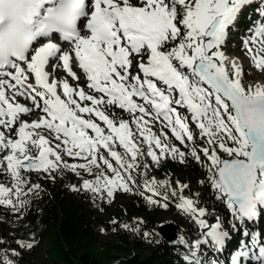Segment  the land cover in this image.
Here are the masks:
<instances>
[{
  "label": "snow or ice",
  "instance_id": "snow-or-ice-1",
  "mask_svg": "<svg viewBox=\"0 0 264 264\" xmlns=\"http://www.w3.org/2000/svg\"><path fill=\"white\" fill-rule=\"evenodd\" d=\"M249 2L0 0V128L15 130V138L0 131V152L6 153L0 166L15 181L14 188L0 183V204L12 205L11 196L23 194L27 182L21 170L91 173L95 168V180H85V188L107 189L109 197L116 189L130 191L129 184L137 183L133 172L140 167L138 157L145 155L144 145L146 155L157 163L167 155L183 161L185 152L170 143L164 129L187 147L188 141L194 142L191 120L208 146L199 151L193 146L190 154L200 162L202 153L209 162L208 180L217 199L231 210L233 229L244 228L248 238L230 264L245 259L264 264V233L246 227L247 222L264 219V86L245 87L242 70L234 63L230 76L220 51L226 32ZM256 31L264 36V24ZM56 34L68 43L67 50L54 42ZM257 51L264 52V41ZM254 63L264 69V56H254ZM73 64L90 91L51 76L62 67L79 81ZM17 96L29 100L31 107L17 102ZM105 104L128 112L130 119L111 118ZM181 108L190 117L183 116ZM34 109L42 115L19 121ZM157 123L160 134L153 131ZM65 155L85 162L70 164ZM157 186L167 187L168 182H144L154 196H161ZM33 187L38 185L28 191ZM186 187L181 186V193ZM170 194L177 196L175 189ZM177 207L208 229L197 247L211 241L217 251L223 248L229 233L219 221L207 224L206 209L182 194Z\"/></svg>",
  "mask_w": 264,
  "mask_h": 264
},
{
  "label": "trees",
  "instance_id": "trees-1",
  "mask_svg": "<svg viewBox=\"0 0 264 264\" xmlns=\"http://www.w3.org/2000/svg\"><path fill=\"white\" fill-rule=\"evenodd\" d=\"M248 19L249 16L243 14L241 25L248 26ZM125 117L129 119V114ZM190 128L194 142L188 141L187 147L176 141L169 129H164L169 135L170 143L185 152L183 161L178 156L174 158L167 155L161 157L157 163L145 153L137 160L140 167L133 172L137 183L129 184L131 190L126 195V200L107 219L96 216L101 204L93 202L90 193L84 188L85 180H95V168L91 173L84 169L73 172L67 168L50 173L21 170V175L27 182L22 185L23 194L19 198L13 194L12 205L0 204V255L9 257L15 264H34L25 256L18 255L17 251L27 255L33 254L42 238L50 232L47 253L56 252L64 264H112L113 259H117L118 264H189V261L195 264L197 260L201 261V264H209L207 257L199 253L196 245L192 244L197 237L195 235H198L196 232L191 234L178 226V240L176 244L169 245L156 231L161 224L164 204L175 207L177 212L185 214L191 223L196 222L198 227H201L196 219L177 207L179 196L182 194L193 199L197 207L206 209L203 218L208 225L219 221L223 230L228 231L229 237L222 252L213 246L211 248L219 258H224L230 264L231 256L241 245V241L248 238L243 235L244 228L238 231L233 229L236 222L225 226L223 215L218 213L220 208L214 198V188L208 180L206 165L209 162L202 153L200 162L190 154L193 146L198 151L207 147V138L200 135V130L195 124L190 125ZM1 129L5 131L6 136L15 138V131ZM160 129L161 127L158 129L159 134ZM117 150L124 151L122 148ZM5 154L2 152V156ZM64 160L73 163V159L66 155ZM105 171L110 174L109 170ZM152 179L168 182L167 187L157 186L156 190L161 196H154L144 187V182ZM0 183L13 188L15 185V181L3 166H0ZM35 185H38V188L33 187L29 192L28 188ZM182 185L187 187L181 193ZM172 189L176 190L177 196H171ZM164 194H168L167 200L163 198ZM148 197L159 203H150ZM109 224H112L111 229L118 241H110L102 248H95V239L110 231ZM246 227L249 231L250 227ZM258 230L264 231V219L260 220ZM27 244L32 246H22ZM113 251L126 255L112 256Z\"/></svg>",
  "mask_w": 264,
  "mask_h": 264
},
{
  "label": "rangeland",
  "instance_id": "rangeland-1",
  "mask_svg": "<svg viewBox=\"0 0 264 264\" xmlns=\"http://www.w3.org/2000/svg\"><path fill=\"white\" fill-rule=\"evenodd\" d=\"M254 5H255V7L251 8ZM262 6L263 5H262L261 1L250 0V2L247 5H245L244 8L240 9V11L236 17L237 20L239 21L241 14H245V15L247 14V15H249L250 23H252L254 21L255 17L263 11ZM237 20H235L233 22L232 27L230 28L232 31V36H235V38L229 37L228 41L223 46L224 52L226 53L227 58H229L230 60L234 59L237 61L238 67L242 70V75L240 77L242 79L241 83L243 85H245V87L264 86V69H257V67L255 66V63H254V56H264V52H258L257 51L261 47V41H264V37L257 38V40H256L257 44H252V43L247 44V41H244V40L242 41L240 39L241 34H236V33L241 32V30H242V26L238 25L236 23ZM83 34H84V32H83ZM252 35H253V33H252ZM252 38H253V36L251 37V39ZM54 42H56V41H54ZM249 49H252V51L250 52ZM73 67L76 68V65H74ZM231 70H232V67H229L228 71H231ZM51 75H52V77H55L58 80L68 79V82L71 85L76 86L77 84H79V86L84 87L87 91H90L86 87V78L84 76H81L79 81H76V80L72 79L71 77L67 76L65 70H63V69H62V71L59 70V72H57V75L55 72H53ZM230 75H232V72L230 73ZM8 95L11 96L12 93L10 92V93H8ZM97 95H99V94H97ZM16 101L21 103V104H25L26 106L31 107V103L29 101H27V99L24 97L17 96ZM104 109L106 110L107 113L111 114V118H113L117 121L120 119H126L125 116L129 114L128 112H125L123 110H120L118 108H115L113 106H109L106 104L104 105ZM180 111H181V114L183 116L190 117V115H191V113L184 110L183 108H181ZM40 115H42V113H40L39 111L34 109L31 113L22 114L19 118V121L31 122L33 120H36ZM129 119H130V115H129ZM19 121H17V127H18ZM97 122H99V121H97ZM101 124H102V122H101ZM192 124H195V122L189 120V126ZM102 126H104V125L102 124ZM134 127L135 126L133 125V128ZM160 127H162V126L159 123L155 124L153 126V131H155V132H157V134H159L158 129ZM0 131H2L1 128H0ZM13 131H15V130H13ZM54 143H55V141L53 142V144ZM146 148H147V145H144L145 153H146ZM32 151L35 154V149H33ZM157 153L159 154V150H157ZM2 157H3L2 152H0V158H2ZM141 157L142 156L138 157V160ZM70 158L73 159V163H75V164L85 162L84 160L79 159V158H73V157H70ZM109 172H110V170H109ZM85 190L90 193L91 199H93V202L96 201V202H98V204H101L100 210L97 212L96 216L103 218V219L110 218L112 216L113 212L115 211V209L117 207L121 206V204H123V202L126 200V195H128L130 192V191H124L123 189H116V190H114L113 196L109 197L107 195V189L102 188L100 191H95V190L85 188ZM213 194H214V198H215V200H216V202L220 208V210H219L220 212H218V213L223 215L225 226L226 225L229 226L232 223L236 222L233 215H232L231 210L226 206V203L217 199L218 193L215 189H214ZM218 213H217V216H218ZM157 219H159V217H157ZM160 219H161V224L168 223V222H175L178 226H181L184 230L188 231L191 234L196 232V234H198V235H195L197 237L194 241H192V244L196 245V249L199 253H203L207 257V259L210 262L209 264H211V262H213V261H220V262H222V264H228L224 258H222V257L219 258L216 255V251L211 248V246H212L211 241H209V243H206V244L201 243L200 246L197 247V241H202L204 239L203 234L208 230L207 228L198 227V224L196 222L191 223L190 219L185 214L177 212V209L175 207L170 206V205H167V207H164L163 213H162ZM124 223H126V222L124 221ZM210 225H213V224H210ZM246 225H248L250 227V230H249L250 232H255L257 234H261V232L258 230V228L260 226V222H258V221L257 222L256 221L247 222ZM109 226H110V228H109L110 231L108 233H106L104 235H100L98 238L95 239V241L93 243V246L95 248H102V247L106 246L107 242H110V241L111 242L112 241L113 242L118 241L117 237L115 236V232L111 229L112 224H109ZM262 233H264V232H262ZM49 238H50V232L47 233L42 238L38 248L36 249V251L33 254L27 255V254L23 253L22 251H17V254L20 256H25L34 264H64L63 260L57 255L56 252L50 251L47 253V250L49 248ZM261 239H264V237H261ZM240 247H241V245L238 246L237 250L240 249ZM116 255H120V256L124 257L126 255V253H120V252L113 251L112 256H116ZM0 258H3L4 264H8V261H11V264H15L7 256L0 255ZM112 264H118V260L113 259ZM243 264H259V261H256L254 259H245L243 261Z\"/></svg>",
  "mask_w": 264,
  "mask_h": 264
},
{
  "label": "water",
  "instance_id": "water-1",
  "mask_svg": "<svg viewBox=\"0 0 264 264\" xmlns=\"http://www.w3.org/2000/svg\"><path fill=\"white\" fill-rule=\"evenodd\" d=\"M156 231L158 235L169 245L176 244L178 240V225L175 222L160 224L156 228Z\"/></svg>",
  "mask_w": 264,
  "mask_h": 264
},
{
  "label": "bare ground",
  "instance_id": "bare-ground-1",
  "mask_svg": "<svg viewBox=\"0 0 264 264\" xmlns=\"http://www.w3.org/2000/svg\"><path fill=\"white\" fill-rule=\"evenodd\" d=\"M231 27V26H230ZM229 27V28H230ZM84 34H87L86 32H84ZM261 36V35H260ZM257 37H258V34L256 33V36H254L253 38L256 40L257 39ZM255 40H253V41H255ZM256 42V41H255ZM220 51H222L223 52V54H224V60H223V63H224V65H225V67L228 69L229 67H232V64L234 63L237 67H238V63H237V61L236 60H234V59H232V60H230L229 58H227V55H226V53L224 52V49H223V47H222V44H221V46H220ZM75 64H73V66H74ZM62 67H60L59 68V70H61L62 71ZM46 70H48V69H46ZM59 70H56V71H51V74L53 73V72H55L56 73V75H57V72H59ZM73 70L75 71V69H74V67H73ZM233 70H231V71H229V75H230V73L232 72ZM52 76V75H51ZM231 76V75H230ZM241 79V78H240ZM241 82H242V79H241ZM85 91L87 92V90L85 89ZM11 91H9L8 93H10ZM7 93V94H8ZM34 154V153H33Z\"/></svg>",
  "mask_w": 264,
  "mask_h": 264
}]
</instances>
